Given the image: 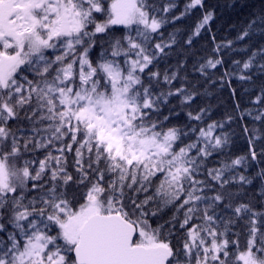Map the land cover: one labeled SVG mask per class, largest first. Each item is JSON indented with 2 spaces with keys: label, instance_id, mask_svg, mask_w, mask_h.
I'll list each match as a JSON object with an SVG mask.
<instances>
[{
  "label": "snow or ice",
  "instance_id": "obj_1",
  "mask_svg": "<svg viewBox=\"0 0 264 264\" xmlns=\"http://www.w3.org/2000/svg\"><path fill=\"white\" fill-rule=\"evenodd\" d=\"M225 7L252 11L204 56L206 0H0V264H264V0Z\"/></svg>",
  "mask_w": 264,
  "mask_h": 264
},
{
  "label": "trees",
  "instance_id": "obj_2",
  "mask_svg": "<svg viewBox=\"0 0 264 264\" xmlns=\"http://www.w3.org/2000/svg\"><path fill=\"white\" fill-rule=\"evenodd\" d=\"M180 5V9L183 8L186 0H177ZM210 6L216 7L217 18L213 22L212 29L210 33H202V38H197L198 42L194 51L198 54H203L208 56L211 54L212 50V36H215L216 41L220 42L222 40H234L236 34L239 32L243 26L244 21L247 19L248 14L252 11V8H227L225 4L227 0H206ZM241 3H248L249 5L254 4L256 8H259L261 0H240ZM180 9H177L179 11ZM198 16V14H197ZM197 16L185 17L182 21H177L176 25H169L168 31H172L175 28H178V36H182L191 29L197 21ZM245 53L243 51H237L230 54L226 59H240L243 60ZM199 58V56H197ZM173 63L175 57L172 58ZM163 64L161 65V70H163ZM260 80H256V83L253 85H247L243 82L233 80L232 87L237 89V99L243 108H251L250 100L254 99V96L258 94L260 87ZM214 88L216 86H213ZM247 89V91L245 90ZM201 105L205 101L200 102ZM211 104L213 107V117L217 120H222L228 115H235L238 110L235 109L233 103V97L231 96L230 90L225 88H217L214 95L211 97ZM254 110V109H253ZM181 122L184 121L183 114L179 118ZM243 124H248L249 128L253 127V124L250 119L246 118L243 122L235 119L230 126H226V131L233 138V150L236 154H244L247 151V141L245 139V134L242 128ZM251 203L256 204L255 200H252Z\"/></svg>",
  "mask_w": 264,
  "mask_h": 264
}]
</instances>
